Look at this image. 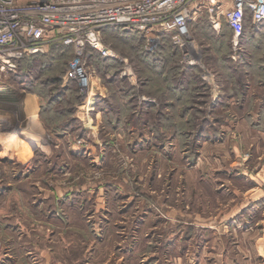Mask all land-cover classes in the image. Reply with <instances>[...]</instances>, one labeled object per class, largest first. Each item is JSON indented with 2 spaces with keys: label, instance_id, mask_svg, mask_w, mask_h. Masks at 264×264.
<instances>
[{
  "label": "rangeland",
  "instance_id": "1",
  "mask_svg": "<svg viewBox=\"0 0 264 264\" xmlns=\"http://www.w3.org/2000/svg\"><path fill=\"white\" fill-rule=\"evenodd\" d=\"M215 21L207 10L199 11L188 24L186 56L179 51L181 70L171 63L159 75L155 66L133 63L127 38L109 34L103 39L101 34L109 51L103 58L110 63L88 61L85 49L87 101L78 84L65 79L76 57L73 48L63 64L31 75L36 93L24 92L13 73L1 80L0 99L15 105L0 104V264H163L161 242L173 244L184 229L185 237H194L190 243L201 246L208 239L201 227H208L210 216L217 214L219 222L228 218L230 184L246 187L250 180L230 176L224 155L208 146L226 139L225 150L235 145L254 155L257 149L264 153V106L242 105L245 83H264V32L241 50L235 36H228L217 51V38L204 23L220 40L223 20ZM166 36L169 40L150 42L140 36L143 49L137 46V53L147 57L173 47L171 35ZM146 57L143 61L150 63ZM53 77H62V87L72 83L70 92L48 105L57 91L48 82ZM92 78L103 91L93 106ZM27 95L38 106L28 121L19 107ZM230 97L236 105H230ZM93 112L100 118L93 119ZM22 132L28 134L22 138ZM8 153L14 155L11 162ZM181 195L188 201L180 207L184 218L173 219L170 211L177 215ZM199 195L202 206L197 208ZM216 198L221 200L217 204ZM261 210L251 211L235 228L260 229ZM135 220L138 229L132 227Z\"/></svg>",
  "mask_w": 264,
  "mask_h": 264
},
{
  "label": "built area",
  "instance_id": "2",
  "mask_svg": "<svg viewBox=\"0 0 264 264\" xmlns=\"http://www.w3.org/2000/svg\"><path fill=\"white\" fill-rule=\"evenodd\" d=\"M231 2L224 11V0H0V83L9 73H16L21 59L42 55L50 45L62 43L76 54L68 63L65 79L75 81L86 93L90 76L85 49L102 57L109 55L101 42V31L106 27H120L146 42L170 34L172 44L185 57L188 24L196 8L207 10L219 23L222 19L235 37L241 35L247 14L252 24L264 23V0ZM85 93L83 100L87 101Z\"/></svg>",
  "mask_w": 264,
  "mask_h": 264
},
{
  "label": "crops",
  "instance_id": "3",
  "mask_svg": "<svg viewBox=\"0 0 264 264\" xmlns=\"http://www.w3.org/2000/svg\"><path fill=\"white\" fill-rule=\"evenodd\" d=\"M224 1L226 3V6L224 8L225 11L231 7L232 2L231 0H224ZM202 9L203 8L201 9L196 8V15H198V12L201 11ZM195 16L193 20L195 19ZM251 37L252 36L250 35L247 38L250 39ZM234 39H235V43L238 44L239 37H234ZM97 81H98L97 78H92L91 81L90 99L92 106L96 103L95 98L98 97L97 95L103 97V91L101 92L100 88H98L99 85L97 84ZM1 85H2L1 87L4 86L5 88L10 87L7 84H1ZM244 90L245 93L243 94V96L244 98L246 97V101L242 105L251 104L253 106H260V107L264 106V83H258L257 85H254L252 83L251 84L245 83ZM229 99H231L232 101L234 100L233 97H230ZM0 100H1L0 104L15 105L12 104V102L15 101H8L3 98ZM19 102L20 104L19 103L16 104H19V107H21L20 110L22 113L21 115L23 116V120H27V121L29 120L31 116V111L32 113L34 112L36 115V109L38 108V106L36 104L37 100L34 98L33 95H27V97L19 99ZM231 104L236 105L235 100L231 102L230 105ZM97 113L98 112L91 113V116L95 120L97 118L98 119L100 118V113L99 114ZM5 120L6 119H2V121ZM20 134H21L20 137L22 136V138H24L23 136L27 135L28 133L24 135L22 132ZM247 137L249 138V135H247ZM252 137L257 138V136L255 137L253 135ZM21 142L22 145L25 144L24 140H22ZM226 142L227 140L224 139L219 144L218 143L211 144L208 147L211 149L214 148L218 150L216 151V153H220L221 155H224V163L225 166L230 171L229 173L230 176H235L236 178L250 180L249 181L250 186L248 185L249 183L248 184L245 183L246 187L239 184L238 185L232 184L233 186L230 184V189H231V191L229 192L230 195L226 196L227 198L225 200V203L230 204L229 213L227 216L228 218L222 219V221L219 222L220 217H217V214L214 213L213 217L210 216L211 222L209 225H207L208 227H205L204 224H203L204 226L201 227L204 228L202 230H206V232L208 233V239L207 241H205L203 245L200 246L199 245L200 242L199 243L197 242L196 247H194L195 243H190L194 237L192 236L185 237L182 232L184 231V229H180L181 231H178L177 238L173 242V244L171 242L172 240H167L164 243L161 242L160 245L162 246L161 248L163 249L162 254L165 255V261L163 262V264H169V262L170 264H186L188 263V261H190V264L191 263L192 264H264V153L258 152L257 149L256 155H254L253 151H252L253 153L252 152L250 153V151L245 152L247 148H243L242 146H240V148H237L234 147L235 145L233 146L231 145V147H228L227 150H225V148H223V145L227 144ZM252 143L255 144L254 142ZM23 149L21 150L19 148V152L25 153L27 151L25 150V148ZM13 157H14L13 154L9 155L7 161L11 162ZM198 160L200 161V159ZM195 165L196 168H200L199 162H196ZM68 196H65V198H67ZM181 196L183 199H181V201H176L177 215L174 214V212L172 213L170 211L171 218L173 219L175 217L177 219L178 216L181 215L180 207L183 206L182 208L184 209L185 205L188 204V201L185 202L186 200L185 196L183 195ZM214 200L216 201V204L217 202L221 201L218 200L217 198ZM64 201L67 202L69 200L65 199ZM195 206L197 208H200L202 206V197L200 195L198 196V199L195 200ZM260 208H262V210L257 212L258 216L260 214L262 215V220L259 226L260 229L235 228V224L237 222L243 223L245 218H249L248 214H251V211H253L254 209L255 211H257ZM56 216H57V212L54 214V217ZM181 216L184 218L183 214ZM66 223H69L67 218H66ZM132 227H135L134 229H138V222L136 220L134 225H132ZM228 228H234V229H228ZM193 231H195L196 234L198 233L197 230H193ZM202 232L203 231H200L199 233ZM187 239L189 241H187L188 244L186 246ZM197 239H198V235H197ZM249 241H250V246H249ZM167 244H172V246L166 247ZM173 250H174V256L166 257L167 253L172 252ZM191 252H193L192 257H191L192 254ZM188 255L190 256V258L187 257Z\"/></svg>",
  "mask_w": 264,
  "mask_h": 264
},
{
  "label": "trees",
  "instance_id": "4",
  "mask_svg": "<svg viewBox=\"0 0 264 264\" xmlns=\"http://www.w3.org/2000/svg\"><path fill=\"white\" fill-rule=\"evenodd\" d=\"M191 23V22H190ZM189 23V24H190ZM205 23V27L207 28V33L210 34V36H215V38H217V46H216V50L217 51H222V49L225 47L223 44V42H219V41H223L225 39H228L230 37L228 36H232L233 32L232 30L228 27V25L223 21L222 23V31L224 33L221 32L220 36H224L223 38H221L220 40H218V36L215 34V31L212 29V26L209 25L207 22ZM191 25V24H190ZM189 25V28H190ZM264 25V23H259V24H251L250 22V15L247 14L245 17V21H244V27H243V31L241 33V35L239 36V43L238 45L240 46V50H241V46L243 47V45H245V43H249L251 42L252 37L258 33L261 34L264 32V29L261 28V26ZM188 28V30H189ZM190 31V30H189ZM102 37L103 39H105L106 36H108L109 34H113V35H118L120 36V39L125 41V39L127 38V42H128V47H131L130 50H132L131 52H133V63H136L137 60H140L142 62H144L145 65L147 66H155L156 68H158L157 74H161L163 73L166 69H169L171 66V63H175V66L177 67V72H179L181 70V67H179L178 65V56H179V51L178 48H176V46L174 47H163V51H159L160 54L156 55L155 53L150 54L149 56H145L144 53L138 52L137 53V48H139V50L143 49V39L132 32H128L127 34L124 32L120 27H106L103 28L101 31ZM258 34H256V36H258ZM264 34V33H263ZM252 36L249 40V36ZM160 39L163 41H166V34H162L159 36ZM259 38V37H257ZM169 40V38H167ZM170 42V41H169ZM138 46V47H137ZM136 47V48H135ZM49 49H51L50 52H52V55L47 54L48 52H46L43 55H36V56H31V57H27V58H23L20 61H18L16 63V73L14 76H16V80H20L19 82H16L18 86L23 87V90L25 92L28 91L30 93H36V88H34L33 84L31 83V75H33L34 73H37V75H39L41 73V71H46L48 69H54L57 65L59 64H63L64 63V58L69 56V54L67 52H71L72 47H68V46H64L62 43H54L52 45H50ZM226 49V48H225ZM241 52L239 51V54ZM56 54H59V56H57ZM87 54H89L88 57V61H92V63H95V60H98L96 58H99L102 61V64L104 63H110L108 58H103L97 51L89 49L87 50ZM243 55V54H241ZM146 57L147 59L150 58V63H147L146 61H143V58ZM66 63V61H65ZM146 68V66H145ZM23 78V79H21ZM61 78L62 77H53L51 80H49L48 82L51 83L52 85H55L56 88V92L52 95L51 97V101L48 103L52 104L53 102H55L57 99H60V97L62 96L63 93H68L70 92V84L72 83L71 81L68 82L67 84H65L64 87H62V83H61ZM27 79V80H26ZM244 94V93H242ZM231 96H234L232 94H230ZM242 97L244 98V96L242 95ZM204 125L199 126V133L201 131L200 134H203L205 130H203Z\"/></svg>",
  "mask_w": 264,
  "mask_h": 264
},
{
  "label": "bare ground",
  "instance_id": "5",
  "mask_svg": "<svg viewBox=\"0 0 264 264\" xmlns=\"http://www.w3.org/2000/svg\"><path fill=\"white\" fill-rule=\"evenodd\" d=\"M219 25V24H218ZM191 48V47H190Z\"/></svg>",
  "mask_w": 264,
  "mask_h": 264
}]
</instances>
